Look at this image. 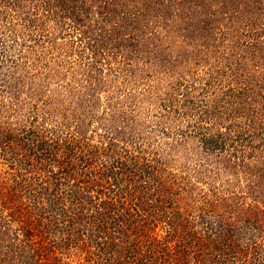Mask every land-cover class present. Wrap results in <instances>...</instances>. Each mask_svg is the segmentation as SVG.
<instances>
[{
  "label": "trees",
  "instance_id": "obj_1",
  "mask_svg": "<svg viewBox=\"0 0 264 264\" xmlns=\"http://www.w3.org/2000/svg\"><path fill=\"white\" fill-rule=\"evenodd\" d=\"M0 264H264V0H0Z\"/></svg>",
  "mask_w": 264,
  "mask_h": 264
},
{
  "label": "rangeland",
  "instance_id": "obj_2",
  "mask_svg": "<svg viewBox=\"0 0 264 264\" xmlns=\"http://www.w3.org/2000/svg\"><path fill=\"white\" fill-rule=\"evenodd\" d=\"M219 52H222V50L219 51ZM217 56H218V54H217ZM214 63H215V61H214ZM216 71H217V67H216V65H215L213 68H209V70H208L209 74H210V73H214V76L217 75Z\"/></svg>",
  "mask_w": 264,
  "mask_h": 264
}]
</instances>
